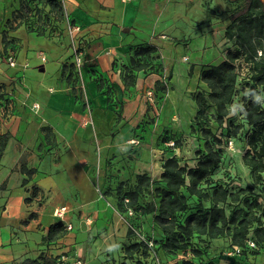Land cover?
Segmentation results:
<instances>
[{"label": "crops", "instance_id": "1", "mask_svg": "<svg viewBox=\"0 0 264 264\" xmlns=\"http://www.w3.org/2000/svg\"><path fill=\"white\" fill-rule=\"evenodd\" d=\"M211 2L209 5L210 0H65L66 14L81 26L75 41L83 57L82 77L75 68L77 53L66 19L58 36L41 35L25 25L5 32V41L11 44H0V133L9 134V140L0 165V264H21L41 250L49 256L65 250L66 262L57 264H74L80 258L66 245L61 248L42 244L43 234L56 217L73 226L68 234L75 233V226L80 231L88 229L85 214L75 226L71 222L74 219V214L69 213L71 200L60 199L59 189L93 186L92 172L101 165L109 146H117L104 132L111 123L118 125L111 109L114 101L120 100L124 105L119 121L124 134V124L132 122L134 111L143 104L141 92L155 89L166 72L173 77L165 106L174 107L171 90H180L179 84L186 89L187 82L191 87L195 85L196 78L191 81L188 76L186 82L180 78L184 73L189 75L192 65L198 81L205 65L219 63L215 52L214 60L206 62L202 56L191 61L188 54L179 56L175 51L168 59L164 52L167 45L177 48L184 42L190 44L194 38L203 44L197 45L196 50L210 51L216 37L222 34L221 22H225L226 15L225 0ZM213 3L217 4L215 8L211 7ZM217 8L219 13L214 14ZM183 11L192 13L194 26H200L193 37L178 28L179 13ZM144 29L150 30L149 39H143ZM155 37L156 41L151 40ZM140 43L156 45L163 52L164 67L159 72L138 71L135 83L129 84L124 75L132 48ZM10 51L15 52V66L6 60ZM57 147H62L63 152L58 165L52 161L54 170H50L48 158L55 156ZM91 197L80 200L87 203L94 199ZM62 207L66 211L59 218L55 210ZM96 207L94 216L101 217L96 227L109 226L101 236H105L110 246L115 238L112 222L116 216L98 214ZM121 226L120 231L127 234L128 227ZM83 261L113 264L96 252Z\"/></svg>", "mask_w": 264, "mask_h": 264}, {"label": "rangeland", "instance_id": "2", "mask_svg": "<svg viewBox=\"0 0 264 264\" xmlns=\"http://www.w3.org/2000/svg\"><path fill=\"white\" fill-rule=\"evenodd\" d=\"M27 1L31 7V12L27 18L28 20L22 25H25L28 29L32 27L38 33L40 31L37 28L38 25L42 26L49 23L50 25L48 24L46 26L45 34H49L50 36L61 35L59 28H56L55 24L57 22L54 19L55 17L50 16L49 18L46 15L48 6L44 4L45 0H26V3ZM225 1V22H221V29L224 28L225 31L223 29L222 34L216 37L214 44L210 46V51L207 48H204V51L196 50V46H200L202 41H199V38H194L190 44L184 42L178 45L177 48H174L175 45H167L164 50L166 57L168 59L169 57H173L175 51V54L179 56L188 54L191 56V61H194L196 56H202L205 62L214 60L212 56L213 52L216 53L218 62L227 58V51L235 50L238 47L236 37L230 39L226 34V26L229 22L227 16L243 0ZM20 2L21 0H0V44L1 42H5V32L11 30L16 25L13 10L20 6ZM262 2L264 6V0ZM211 3L210 0L209 5ZM216 5L213 3L211 7L215 8ZM217 13H219V9L214 14ZM179 15L181 16L177 20L179 30L181 29L182 32L188 34V37H193L198 32L197 28H200V26H194L195 22L193 21L192 13L183 11ZM19 20L17 19V21ZM51 26L54 27L52 28ZM128 27L129 25L126 26V28ZM144 32L146 34H142L143 39H149L150 30L144 29ZM179 37L182 38V36ZM156 39V37L155 39L151 38L153 41H156ZM136 46L132 48L131 57L128 61L129 68L132 70L134 68L131 63V58L136 53ZM156 54L158 57L154 63L163 62V52L158 49ZM259 54H261V50H259ZM182 60L190 65L187 59L182 58ZM236 65L238 79L236 94L229 107L230 112L226 115L222 123H218L213 118V108H209L210 126L222 140L221 145L216 146L222 149V160L219 167L210 176V181L203 182L200 187L203 190L212 192L213 186H227L231 190L239 187L253 186L252 193L258 194V200L264 202V192L262 193L260 191L264 188V172L263 179L257 182L253 178L250 167L244 162V154L250 148L248 136L252 130V126L244 118V109L250 100L258 99L264 105V88L258 84L255 89L252 88V84H254L251 81L252 63L245 60L244 56H241L237 60ZM193 66L189 69L191 71H189V75L184 73L180 78L181 80L182 78L185 79V82L188 76L192 77L191 81L196 78L194 87H191L192 85L190 86L187 82L188 87L186 86V89L179 84L180 90H171V94L174 97V107L171 105H168V107L165 106L166 96L170 89L168 86H171V77H173V75L171 76L167 72L162 81H164L163 84L167 85L168 92L161 90L157 92L156 88H146L145 91L141 92L143 104L142 106L139 105L134 111L132 122L124 124V127L126 126L124 134L119 126V121L124 112V105L120 100L114 101L111 109L114 111L117 120H119L118 125L113 126V123H111L109 125L110 129H105L106 131L104 132L117 146H109L108 154L103 158L101 165L98 164L97 170L92 172L91 178H93V186H88L89 189L87 187L79 189L63 187L58 191L60 199L71 200L69 213L74 214V219L71 220L74 226L76 221L81 220V215L85 214L84 221L86 224H89L88 229L80 231V227L75 226V233L71 232L68 234L73 226L70 223L66 224L64 219L57 220L56 217V221L53 224L58 221H63L66 225L67 233L63 237L47 244L43 241V236L47 234L49 226L41 239L43 245H56L55 247H59L60 245L61 248L63 245H66L71 251L76 252V255L81 260L86 258L87 255H90L91 252H96L97 254H101L102 259L105 257L113 264H120L121 260L131 264H182L184 259H192L203 264L211 260L216 264H264V244H255L253 241L248 240L247 247L241 248L231 244L230 236L208 238L205 235H195L192 238L191 245L186 250L167 253L160 248L159 241L163 233L160 227L154 222V212L143 214L141 211L131 208L125 211L119 210L117 188L121 182L125 183L124 187H128L130 184L135 183L136 175L143 172L149 173L154 180H159L163 172L164 161L171 155H176L180 159L181 164L195 166L201 156L200 150L205 149V138L202 134L201 127L194 123V117L198 110L196 102L198 92L201 90L209 91L210 89L202 80L196 81L197 77H195ZM109 93L112 94L111 91ZM177 140L179 144H174ZM61 152H63V148L57 147L55 156L48 158L49 164L51 165L50 170H54L52 161H54V165H58ZM159 184L157 182L154 183L151 189L144 193L140 202L154 201L158 205L160 199L157 196L155 188ZM92 192H94L93 197H91ZM184 192L188 195L189 210L180 216L181 219L187 213L195 211L199 203L198 197L190 194L185 187ZM80 197H91L94 199L85 203L81 202ZM202 202L205 206H210L208 200H202ZM232 205L233 202L228 200L226 206L230 208ZM95 206H97L96 209L99 211L98 214H114L116 216L112 222L115 238L110 241V246H108L105 236H101L105 233V230L109 229V226L102 224L96 227L101 217L94 216ZM57 216L59 218L64 217V215ZM119 223L122 226L128 227V230L131 228L134 235H129V232L127 234L122 233ZM136 241L146 242L148 248H135L133 244ZM115 244L116 246L114 247ZM194 248L202 250L201 256L194 254V251H192ZM41 253L47 254L42 250ZM66 253L64 250L59 254L57 253V256L54 254L51 256L57 257V263L66 262L68 258ZM39 255L29 258H36Z\"/></svg>", "mask_w": 264, "mask_h": 264}, {"label": "trees", "instance_id": "3", "mask_svg": "<svg viewBox=\"0 0 264 264\" xmlns=\"http://www.w3.org/2000/svg\"><path fill=\"white\" fill-rule=\"evenodd\" d=\"M44 4L48 6L46 15L49 18L54 16L57 22L56 28L62 31L61 23L66 17L63 3L61 0H45ZM30 12L29 2L21 0L20 6L13 10L16 25L11 29H16L27 21ZM228 18L226 34L230 39L236 37L238 47L235 50H228L227 58L218 64L205 65L201 70L200 79L207 84L210 90H201L196 96L198 110L194 123L201 127L205 138V149L200 150L201 156L196 165L181 164L176 155H171L164 161L163 172L159 180H154L149 173L143 172L136 175L135 183L124 187L125 183L121 182L117 188L120 211L131 208L143 214L155 213L154 222L163 233L159 241L160 248L167 253L186 250L195 235H205L208 238L230 236L231 244L241 248L247 247L248 240L255 244H264V202L258 200V194L252 193L253 186L239 187L235 190L227 186H213L212 192L200 187L203 182L210 181V176L222 160V149L216 147L221 145L222 140L210 126L209 108H213V118L218 123H222L230 112L229 107L236 94L238 79L236 63L241 56L252 63L251 81L254 82L252 88L255 89L257 84L264 88V6L262 0L241 1L231 10ZM17 19L20 20L17 21ZM48 24L38 25L37 28L40 29L38 33L45 34ZM29 30L34 31L32 27ZM10 42L7 40L4 43L8 46ZM136 47V53L131 58L135 71L127 66L124 75L125 81L129 84L135 83L138 71L159 72L164 67L163 62L154 63L158 57L156 45L146 43L138 44ZM163 83L162 80L156 82L157 92L167 91V85ZM244 116L248 124L252 126L248 136L250 148L244 154V162L250 167L254 180L259 182L263 179L264 172V105L258 99L250 100L245 106ZM8 140L9 134L0 133V165ZM174 144H179L178 140ZM156 182L160 183L155 188L160 199L159 204L157 205L154 201L141 203L140 199L144 193L149 191ZM184 187L190 194L198 197L199 203L195 211L187 213L181 219L180 216L189 210L188 195L184 192ZM260 191L263 193L264 188ZM202 200H208L210 206H205ZM228 200L233 202L230 208L226 206ZM128 232L129 235H134L131 228ZM66 233V225L63 221H58L50 225L47 234L43 236V241L49 244ZM133 246L148 248V244L144 241H136ZM192 251L196 256L202 254L199 248H194ZM56 258L41 253L36 258H26L21 264H56ZM120 264L131 263L122 261ZM182 264L203 263L184 259ZM206 264L216 263L211 260Z\"/></svg>", "mask_w": 264, "mask_h": 264}, {"label": "built area", "instance_id": "4", "mask_svg": "<svg viewBox=\"0 0 264 264\" xmlns=\"http://www.w3.org/2000/svg\"><path fill=\"white\" fill-rule=\"evenodd\" d=\"M61 2L63 3V5L65 4V0H61ZM65 19H66V21L68 23L70 35L72 37V41H73V44H74V47H75V51L77 53V56H76V59H75V68H76L77 73L79 74V76L82 77L81 68H82V65H83V57L80 54V52H81L79 50L80 47L76 46V41H75V38H76L75 35H76L77 32H79L81 30V26L76 24V23H74L73 20L70 18V16L68 14H66ZM6 60L11 66H15L16 65L15 52L14 51H10L8 53L7 57H6ZM82 88H84V85H82ZM150 98H152V97H150ZM34 106L38 107L37 104H34ZM88 119H91V118H88ZM91 120H89L88 122H92ZM65 209H66V207H62L60 209H57V210H55V214L61 216L65 212ZM73 263L74 264H84V261L81 260V258H77V259H75V261Z\"/></svg>", "mask_w": 264, "mask_h": 264}, {"label": "water", "instance_id": "5", "mask_svg": "<svg viewBox=\"0 0 264 264\" xmlns=\"http://www.w3.org/2000/svg\"><path fill=\"white\" fill-rule=\"evenodd\" d=\"M43 69V68H42Z\"/></svg>", "mask_w": 264, "mask_h": 264}]
</instances>
